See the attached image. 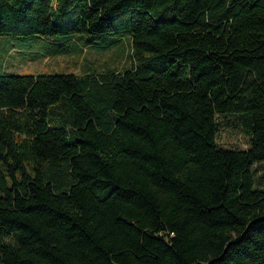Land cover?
Segmentation results:
<instances>
[{
	"label": "trees",
	"instance_id": "16d2710c",
	"mask_svg": "<svg viewBox=\"0 0 264 264\" xmlns=\"http://www.w3.org/2000/svg\"><path fill=\"white\" fill-rule=\"evenodd\" d=\"M81 33L128 61L0 63V264H264V0H0L46 56ZM229 116L244 149L216 143Z\"/></svg>",
	"mask_w": 264,
	"mask_h": 264
},
{
	"label": "rangeland",
	"instance_id": "374dc122",
	"mask_svg": "<svg viewBox=\"0 0 264 264\" xmlns=\"http://www.w3.org/2000/svg\"><path fill=\"white\" fill-rule=\"evenodd\" d=\"M46 41H63L66 52L46 56L41 50L46 43L39 39L0 36V63L7 73H83L101 71L109 67L120 70L124 66L130 47L125 36L109 34L93 36L87 33L71 36H48ZM78 49L72 51V45ZM34 52H39L35 53ZM216 143L223 148L247 147L246 137L232 116L222 119L216 133ZM252 169V170H251ZM254 188H264V161H255L250 168ZM253 172V173H252ZM258 177L260 184L256 183Z\"/></svg>",
	"mask_w": 264,
	"mask_h": 264
}]
</instances>
